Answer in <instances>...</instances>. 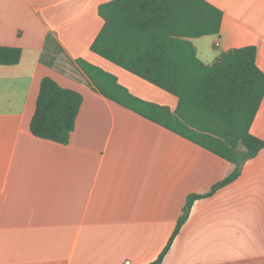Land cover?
Instances as JSON below:
<instances>
[{
  "label": "crops",
  "instance_id": "crops-1",
  "mask_svg": "<svg viewBox=\"0 0 264 264\" xmlns=\"http://www.w3.org/2000/svg\"><path fill=\"white\" fill-rule=\"evenodd\" d=\"M109 1L0 0V46L21 50L17 63L0 64V264H150L187 197L210 192L232 169L90 87L78 58L143 100L177 105L90 49L104 23L99 6ZM206 1L223 17L219 33L191 39L198 58L208 64L254 45L264 72V0ZM49 33L62 48L52 65L41 61ZM45 76L82 95L67 143L29 129ZM250 132L264 141V96ZM158 264H264V147L236 179L192 202Z\"/></svg>",
  "mask_w": 264,
  "mask_h": 264
},
{
  "label": "trees",
  "instance_id": "trees-1",
  "mask_svg": "<svg viewBox=\"0 0 264 264\" xmlns=\"http://www.w3.org/2000/svg\"><path fill=\"white\" fill-rule=\"evenodd\" d=\"M104 23L90 49L177 97L174 111L131 94L117 78L88 61L75 63L90 87L104 97L200 145L232 164L229 174L204 195L187 197L158 264L189 215L192 202L236 179L243 164L264 147L250 132L264 96V72L256 47L221 51L211 63L197 56L192 38L217 34L223 13L206 0H111L98 9ZM62 48L46 37L41 61L52 65ZM18 47L0 46V64L20 59ZM82 103L80 92L42 78L30 121L37 137L67 143Z\"/></svg>",
  "mask_w": 264,
  "mask_h": 264
},
{
  "label": "built area",
  "instance_id": "built-area-1",
  "mask_svg": "<svg viewBox=\"0 0 264 264\" xmlns=\"http://www.w3.org/2000/svg\"><path fill=\"white\" fill-rule=\"evenodd\" d=\"M215 45L217 46L218 43L216 42ZM121 264H131V263H130V260L127 259V260L123 261Z\"/></svg>",
  "mask_w": 264,
  "mask_h": 264
},
{
  "label": "rangeland",
  "instance_id": "rangeland-1",
  "mask_svg": "<svg viewBox=\"0 0 264 264\" xmlns=\"http://www.w3.org/2000/svg\"><path fill=\"white\" fill-rule=\"evenodd\" d=\"M212 49H215V50H217L218 48H216V47H215V48H212Z\"/></svg>",
  "mask_w": 264,
  "mask_h": 264
}]
</instances>
